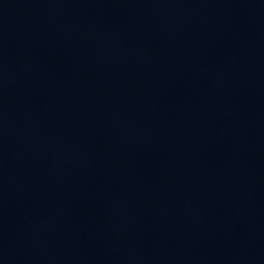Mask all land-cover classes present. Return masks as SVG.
Here are the masks:
<instances>
[{
  "label": "water",
  "instance_id": "1",
  "mask_svg": "<svg viewBox=\"0 0 264 264\" xmlns=\"http://www.w3.org/2000/svg\"><path fill=\"white\" fill-rule=\"evenodd\" d=\"M0 166L96 264H264V0H0Z\"/></svg>",
  "mask_w": 264,
  "mask_h": 264
}]
</instances>
